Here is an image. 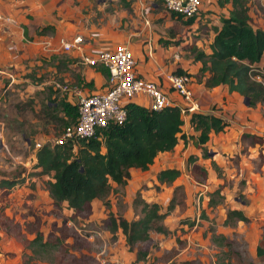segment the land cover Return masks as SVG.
<instances>
[{
  "label": "rangeland",
  "instance_id": "obj_1",
  "mask_svg": "<svg viewBox=\"0 0 264 264\" xmlns=\"http://www.w3.org/2000/svg\"><path fill=\"white\" fill-rule=\"evenodd\" d=\"M249 4L253 26L264 28V0ZM223 8L207 9L188 24L162 0H0V16L16 21L0 19V35L12 37V44L0 48V181H17L10 187L0 183V264H264V147L248 123L254 121L251 108L264 114V100L252 107L244 98L243 111L210 104L230 119L222 132L201 147L186 136L179 139L175 149L155 156L148 171H133L125 184L111 181L106 196L82 209L53 201L47 189L52 173L41 172L34 150L37 141L52 146L67 125L63 112L54 109L57 103H72L68 97L76 89L99 90L106 79L103 65L82 63L63 50L62 38L82 34L89 46L105 48L145 25L164 50L175 42L187 71L207 59L217 21L232 7ZM127 14L141 23H130ZM258 64L252 76L264 85V56ZM190 155L197 163L188 161ZM167 167L180 173L161 182L158 172ZM143 201L156 203L164 216L152 222L147 239L130 247L121 228L110 229L109 214L137 220L145 214ZM237 210L245 218L234 216ZM139 250L145 252L140 259Z\"/></svg>",
  "mask_w": 264,
  "mask_h": 264
},
{
  "label": "trees",
  "instance_id": "obj_2",
  "mask_svg": "<svg viewBox=\"0 0 264 264\" xmlns=\"http://www.w3.org/2000/svg\"><path fill=\"white\" fill-rule=\"evenodd\" d=\"M218 3L221 7L230 4L232 8L229 16L221 17L222 26L217 30L212 50L207 59H203L200 70H208L210 73L205 79V85L212 87L225 83L230 91L235 90L247 96L249 105H255L264 100V85L252 76L254 63L264 53V29L255 28L252 24L250 0H218ZM172 15L183 20L180 16ZM192 22L186 21L188 24ZM202 57L201 54L197 56ZM183 71L180 67L175 70L178 73ZM56 105L54 109L58 107L63 112V120L67 117L65 123L76 120V105L65 101ZM126 108V120L110 124L103 131V141L91 137L81 139L76 147L66 142L44 145L37 150L38 161L42 162L39 164L43 167L41 172L52 173V178L47 181V189L54 202L66 201L69 207L82 209L93 199L106 196L111 181L125 184L130 179L131 167L148 169L159 152L173 150L178 140L186 136L181 133L184 119L177 105L151 110L147 106L129 102ZM190 121L198 131L196 136H190L197 145L206 143L211 131H221L227 125V121L211 112H193ZM203 154L208 156L206 149ZM196 159V155H190L188 161L195 164ZM179 173L180 170L175 167L163 168L158 172V179L168 182ZM0 183L10 187L17 181L2 179ZM143 204L145 214L137 220L129 221L109 214L110 229L116 231L121 228L130 247L147 239L150 228H153L152 222L164 216V213L158 212L160 206L156 203L143 201ZM233 214L239 219L245 218L240 210ZM158 230L163 228L159 227ZM257 252L263 253L260 245L257 246ZM144 255V251L137 252L139 259Z\"/></svg>",
  "mask_w": 264,
  "mask_h": 264
},
{
  "label": "built area",
  "instance_id": "obj_3",
  "mask_svg": "<svg viewBox=\"0 0 264 264\" xmlns=\"http://www.w3.org/2000/svg\"><path fill=\"white\" fill-rule=\"evenodd\" d=\"M165 9L185 21L193 20L195 24L209 6L206 0H162ZM145 14L143 13L142 17ZM7 22L16 21L11 17L0 16ZM147 25L150 21L144 16ZM94 48L89 46L82 34L71 38H62L61 47L79 56L82 63L96 67L103 65L107 70L104 85L92 92L76 89L70 92L68 99L76 105L77 117L67 124L57 135L52 146L70 142L74 147L81 139L97 137L103 141L104 130L113 123H121L127 118L126 104L135 102L147 106L151 110H159L167 105L180 107L182 117L198 109L194 91L191 86L192 75L183 71L169 70L161 79H151L142 76L138 69V59L132 48L126 43H118L109 47ZM148 56H153L151 49ZM59 86V84H58ZM60 88H64L63 86ZM173 90L179 94L184 104L173 101ZM72 99V100H71ZM30 146V143H27ZM42 147V142H35L34 150Z\"/></svg>",
  "mask_w": 264,
  "mask_h": 264
},
{
  "label": "crops",
  "instance_id": "obj_4",
  "mask_svg": "<svg viewBox=\"0 0 264 264\" xmlns=\"http://www.w3.org/2000/svg\"><path fill=\"white\" fill-rule=\"evenodd\" d=\"M214 1L215 0H211V4H210L209 0H206V4H207V6H209L208 9H210V10L215 9V11H217V13L219 12L218 10L223 11V12L226 11V8L222 9V7L219 4H217V3L214 4ZM4 3H5V1H4ZM139 14L143 15V12H141ZM144 16L146 17V15H144ZM144 16H143V18H144ZM226 16H229V14H226ZM127 17H128V20L130 23H138V22L141 23L140 22L141 19H139L137 21L132 14H127ZM218 18H220V17H218ZM220 21H221V18H220V20L217 21L219 24V28H221V26H222V22H220ZM141 29L142 30L140 32H137V33L130 32L129 34H125V35L121 34L116 38H119L118 40H121L122 43H126L132 48V50L134 51L135 55L138 58V69H139L142 76H145V77L151 78V79H161L165 72L172 70V69L175 70L179 66H181L180 68H182L185 71L186 68L182 67V65H181L182 63L180 61L178 62V60H182V59H180L179 54L176 53V50H178V47L176 46L175 42H174V45L170 44V48H167L164 50L163 48H161L162 45L159 44L160 42L158 43V41H157L158 37H159L157 33L152 34L147 29V27L145 25L141 26ZM0 36L2 39V40H0V44H1L0 48L3 44H8V43L12 44V39H11L12 37L6 36V35H0ZM101 44H103V43H101ZM107 45H110V44H107ZM149 49H151L153 54H154L151 57L147 55L148 54L147 51ZM164 54H167V56H169V58H167V63H164V61H163ZM158 55H161L162 57H159ZM263 56H264V53H263L262 57ZM171 58H173V61ZM259 62H260V60L256 63H254L255 68L258 67ZM202 65H203V61L197 60V61L189 64L188 65L189 69H187V72H189L190 74L191 73L194 74V75L191 74L193 79H194L193 82L191 83V86H192L193 91H194L195 99H197L199 101V105H198L199 107L195 112H203V113L211 112L217 116H220L219 113H216L213 109L210 108V104H211V106H214V104L215 105L221 104V105H223V107L228 108L229 111H232V109H239V111H243L244 108L242 106H240V104L244 102V95H242L241 93H239L238 91H235V90L230 91L228 88V85L225 83L224 84H218V85H215L212 87L206 86L205 85V79L210 73L208 70H205L202 72L200 70ZM263 73H264V71H263ZM97 75L101 76V73L97 72ZM198 76L200 78H198ZM97 83H98V78H97L96 84ZM172 96H173L174 103L179 104V105L184 104L183 98L179 94H177L174 90H173ZM250 106L253 107L254 105H250ZM247 108H251V107H247ZM257 108H258V106H257ZM247 110H250V109H247ZM254 113H256V108L255 109L251 108L250 117L254 121L248 122L251 125L250 130L255 135H257L259 137L262 136L261 138L263 141L261 143V146L264 147V131H261V129L264 128V114L261 113L259 110H257L258 115H255ZM191 114L192 113H189L185 117H183L184 123L181 126V128H182L181 133H184L186 135L187 139H193L190 136L191 135L196 136L198 134V131L195 130L193 125L191 124V121H190ZM220 117H222V116H220ZM223 119L225 121H227V124H228L230 119L226 118L225 116ZM241 121H243V120H241ZM246 126H248V125H246ZM225 127H224V129H225ZM222 131L223 130L218 131V132L211 131L210 137L208 140L211 139L212 133H220ZM236 133H240V131L236 130ZM180 140L182 141V138H180ZM193 142H194V139H193ZM207 142L204 143L203 145H206ZM200 145L201 144H198L199 147H201ZM175 148H176V146L174 147V149ZM166 152H170V151H163V152H159V153H166ZM148 170L149 169L142 170L139 167H131L130 168L131 174L133 171L134 172H137V171L145 172Z\"/></svg>",
  "mask_w": 264,
  "mask_h": 264
},
{
  "label": "water",
  "instance_id": "obj_5",
  "mask_svg": "<svg viewBox=\"0 0 264 264\" xmlns=\"http://www.w3.org/2000/svg\"><path fill=\"white\" fill-rule=\"evenodd\" d=\"M244 98H245V102L248 103V101H249L248 97L244 96ZM210 154H212V153H210Z\"/></svg>",
  "mask_w": 264,
  "mask_h": 264
}]
</instances>
